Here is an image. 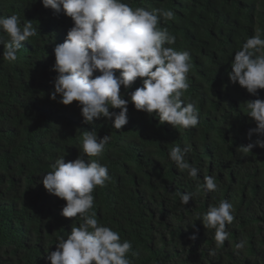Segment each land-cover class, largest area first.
<instances>
[{
	"label": "trees",
	"instance_id": "16d2710c",
	"mask_svg": "<svg viewBox=\"0 0 264 264\" xmlns=\"http://www.w3.org/2000/svg\"><path fill=\"white\" fill-rule=\"evenodd\" d=\"M126 2L174 12L160 26L177 37L173 48L191 53L182 99L196 102L200 122L175 129L129 103L121 130L106 118L84 123L78 102L65 106L50 99L53 48L64 41L71 19L45 9L41 0H0V15L15 14L21 25L29 20L37 29L14 62L2 58L0 45V264H50L45 252L56 250L57 237L67 236L73 218L60 215L66 202L46 192L41 175L61 156L65 162L76 159L83 133L92 129L111 137L100 157H85L106 164L111 176L95 188L93 211L132 242L140 253L128 254L134 264H264V149H238L250 142L247 132L256 126L245 104L256 97L227 75L232 54L258 30L264 34V0ZM138 86L139 78L132 90ZM258 91L264 99V90ZM175 145H190L187 159L200 169V183L213 175L218 191L201 189L187 205L180 203L176 192H195L198 184L168 158ZM223 199L233 205L235 220L227 226L229 239L211 256L214 230L196 215ZM81 222L74 219L77 226ZM197 229L198 238L190 240ZM242 239L245 248L237 254L234 245Z\"/></svg>",
	"mask_w": 264,
	"mask_h": 264
},
{
	"label": "clouds",
	"instance_id": "9594fccd",
	"mask_svg": "<svg viewBox=\"0 0 264 264\" xmlns=\"http://www.w3.org/2000/svg\"><path fill=\"white\" fill-rule=\"evenodd\" d=\"M45 9L56 15L70 18L72 26L62 43L53 48L56 74L51 83L50 99L65 106L78 102L83 122L92 124L94 119L106 118L116 130L128 124V104L137 111L158 118L160 124L173 128L191 129L199 124L196 102H185L184 92L189 88L188 74L192 65L189 50L178 51L171 45L177 37L160 22L173 20L171 9L134 7L126 0H41ZM37 34L32 22L12 14L0 15V45L2 58L8 62L17 60L22 42ZM264 34L259 30L247 38L239 50L232 54L231 70L227 75L232 84L245 89L254 100L246 101L247 116L255 127L247 132L250 141L238 149L252 152L256 147L264 149V99L258 90H264ZM117 70L119 74L117 75ZM140 86H133L137 79ZM123 86L124 91L121 92ZM112 109V110H110ZM119 109V111H115ZM257 136L252 141L253 135ZM111 137L102 138L92 129L85 131L76 159L65 162L61 156L52 164V170L41 175V183L50 195L65 201L60 215L73 218L67 236L57 237L56 250L45 252L50 264H134L139 257L133 244L123 239L112 227L101 223L93 211L97 186L110 182L109 168L99 159ZM190 145H175L168 151V158L176 169L195 180V192H176L180 203L187 205L202 189L205 194L218 191L216 178L205 175L200 183V169L187 159ZM79 218L78 226L74 219ZM206 229L214 230L215 248L209 255L215 256L229 239L227 226L235 220L233 205L226 199L210 205L203 213H197ZM195 228V224H191ZM198 229L189 236L195 241ZM246 240L234 245L237 254L245 248Z\"/></svg>",
	"mask_w": 264,
	"mask_h": 264
}]
</instances>
